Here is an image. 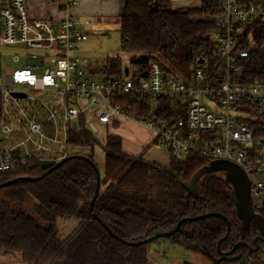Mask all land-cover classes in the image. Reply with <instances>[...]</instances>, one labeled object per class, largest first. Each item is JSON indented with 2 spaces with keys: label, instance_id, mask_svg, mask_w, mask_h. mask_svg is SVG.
<instances>
[{
  "label": "trees",
  "instance_id": "trees-1",
  "mask_svg": "<svg viewBox=\"0 0 264 264\" xmlns=\"http://www.w3.org/2000/svg\"><path fill=\"white\" fill-rule=\"evenodd\" d=\"M239 1L264 4V0ZM221 11V0H201L195 6L178 8H169L161 0H126L120 16L122 50L132 53L131 63L138 72L143 71L142 75L152 63H158L186 80L198 58L212 53L216 32L213 24L189 18ZM256 30H261L263 37L257 38L258 51L243 61L241 77L245 82L264 78V25ZM120 64L121 56L108 57L98 71L111 76L119 72ZM160 104L166 111L159 113L161 117L171 114L176 106L171 100ZM151 108V102L134 99L129 110ZM250 124L256 139L264 135L262 120H251ZM69 142L90 147L89 157L97 165L94 149L99 142L87 128L71 129ZM104 142V172L100 174V191L94 205L100 220L90 211L97 174L88 160L69 159L50 173L41 162L0 171V185L19 177H41L35 182L19 181L0 187V254L17 258L21 264H153L154 245L169 243L191 257L215 264L214 259L220 257V239L223 252L240 241L253 245L254 229L244 230L236 191L221 174L209 172L189 188L195 174L210 165L209 160L198 155L178 160L171 154L169 163L163 165L127 153L118 134H107ZM28 208L36 216L28 213ZM209 212L221 213L226 219L211 216L185 221L175 234L137 246L115 237L138 242L172 230L181 219ZM58 218L75 219L78 225L63 237L55 226ZM227 221L231 230L225 237ZM238 254H249L246 244L239 245L219 264H241L234 258ZM251 257L258 256L252 253Z\"/></svg>",
  "mask_w": 264,
  "mask_h": 264
},
{
  "label": "built area",
  "instance_id": "built-area-1",
  "mask_svg": "<svg viewBox=\"0 0 264 264\" xmlns=\"http://www.w3.org/2000/svg\"><path fill=\"white\" fill-rule=\"evenodd\" d=\"M161 1L178 8L201 0ZM221 8L189 18L213 24L216 32L212 53L200 56L203 61L184 80L158 63L142 75L130 57L121 58L111 76L94 71L89 58L74 53L88 33L70 14L59 21L38 19L30 15L29 0H0V47L15 49L0 50V171L90 156V147L69 142L71 129L85 127L99 139L129 122L150 133V146L166 148L178 160L198 155L235 165L249 182L252 208L264 217V135L256 139L250 124L264 122V78L241 77L243 61L263 37L256 29L264 25V4L221 0ZM134 99L152 108L131 111ZM163 100L176 106L161 117Z\"/></svg>",
  "mask_w": 264,
  "mask_h": 264
},
{
  "label": "rangeland",
  "instance_id": "rangeland-1",
  "mask_svg": "<svg viewBox=\"0 0 264 264\" xmlns=\"http://www.w3.org/2000/svg\"><path fill=\"white\" fill-rule=\"evenodd\" d=\"M61 1L31 0L34 9L47 18H54L53 16L58 12V3ZM125 2L126 0H86L77 6V8H83L85 11L83 17L77 18L79 19L77 26L87 31L88 38L78 44V50L74 53L89 58V66L93 70L103 66L108 57L119 55L122 59H128L132 55V53L123 51L121 47V34L119 30L120 14L123 13ZM85 19L92 23L86 25L84 23ZM0 50L13 52L15 49L0 47ZM109 131L110 133L122 135L123 148L127 153L163 165L169 163L171 153L166 148H156L148 145V148L142 151L145 142L147 141V144L151 142V135L145 128L143 129V127L136 124L129 126L125 123H118L114 127H110ZM98 142L94 149V159L97 163L99 173L103 174L105 156L103 150L105 144L104 138H99ZM236 174V172L230 171L229 169L224 171L225 176L231 175L234 177ZM239 209L242 215H246L241 202L239 203ZM27 212L36 216L30 208L27 209ZM43 223L46 225L45 222ZM77 225L78 221L75 219L58 218L55 222L56 228L60 230L63 237L70 235ZM185 253L181 247L173 246L169 243H156L151 252L154 260L153 264H177V262L183 264L180 261L181 257L182 260L191 261V264H212L202 257L192 256L187 259L185 257H188V255ZM14 259L16 258H10V261H14Z\"/></svg>",
  "mask_w": 264,
  "mask_h": 264
},
{
  "label": "water",
  "instance_id": "water-1",
  "mask_svg": "<svg viewBox=\"0 0 264 264\" xmlns=\"http://www.w3.org/2000/svg\"><path fill=\"white\" fill-rule=\"evenodd\" d=\"M154 2H156V0H154ZM199 62H202L203 59L200 58L198 60ZM73 127L75 128L76 127V123L73 122ZM73 158H82V159H85V160H88L94 167L95 171H96V174H97V182H96V188H95V193H94V196L90 202V211L92 213V215L97 219V220H100V218L98 217L96 211H95V208H94V205H95V201L97 199V196L99 194V191H100V173L98 171V166L94 163V161L89 157V156H84V155H71V156H68L60 161H53V160H44L41 162V166L43 169H46L47 170V173H50L52 171H54L55 169H57L59 166H61L64 162H66L67 160L69 159H73ZM221 165H225L224 167H227L228 165H233L232 163H229V162H225V161H215V162H212L211 165L207 166V167H204L202 169H200L194 176L191 184L189 185V188H191L192 186L196 185L199 180L207 173L209 172H212V171H216L220 168H223L221 167ZM234 167V165H233ZM237 174L234 176V179L237 181V190L238 191V209H239V203L241 202L242 205H243V208L245 209V212H246V215H242L241 212H240V209H239V213L241 215V217L243 218L244 220V230H249V228L251 227V220L254 218L255 221H254V225H253V228L254 229H258V230H261L262 228H264V217H261L260 214H256L254 213L253 211V208H252V205H251V201H250V191H249V182L247 180V177L246 175L244 174V176H241L238 172H236ZM41 177H19V178H16L14 180H11L9 182H6V183H3L0 185V187H4V186H7V185H10V184H13V183H16V182H19V181H29V182H35V181H38ZM211 216H222L224 219H226L221 213H218V212H209V213H205V214H202V215H199V216H196V217H189V218H184V219H181L177 225L170 231L168 232H164V233H157V234H154L152 235L151 237L149 238H146L144 240H140L138 242H129V241H126L124 239H121L115 235L112 234L111 230L108 228V226L106 224L103 223V226L105 229L108 230L109 233H111L113 236H115L117 239L121 240L123 243L127 244V245H131V246H137V245H140V244H143V243H149V242H153L159 238H162V237H168V236H171L173 234H175L180 226L182 225L183 222L185 221H193V220H199V219H202V218H206V217H211ZM227 225H228V232L227 234L225 235V237L229 234L231 228H230V223L227 221ZM223 239V238H222ZM222 239L219 240L218 242V246H217V251H218V254L220 255L219 258H215L214 259V262L215 264H219V262L221 260H224L228 257V255L230 253H233L235 251V249L241 245V244H246L248 245L245 241H240L238 242L237 244H235V246L233 247L232 250L228 251V252H223L221 249H220V245H221V242H222ZM235 259H240L241 258V254H238L236 256H234ZM241 264H248V262H241Z\"/></svg>",
  "mask_w": 264,
  "mask_h": 264
},
{
  "label": "crops",
  "instance_id": "crops-1",
  "mask_svg": "<svg viewBox=\"0 0 264 264\" xmlns=\"http://www.w3.org/2000/svg\"><path fill=\"white\" fill-rule=\"evenodd\" d=\"M66 1H69L70 2V5L66 8L65 6H64V3L66 2ZM72 1H75L76 3H74V4H72ZM84 1H86V0H62L60 3H58V12L56 13V15H54L53 17L54 18H50V19H52V20H54V21H59V20H61L64 16H66V15H68V14H70L72 17H73V19L76 21V23L78 24V22L77 21H79V19H77V18H81V17H83V15H85V11H84V9L83 8H77V6H79L82 2H84ZM125 5H126V2H125ZM125 5H124V10H123V13H124V11H125ZM31 6H32V8H31ZM29 11H30V15L33 17V18H38V19H40V18H47V17H45L44 15H42L40 12H38L36 9H34V7H33V3L31 2V0H29ZM55 12V11H54ZM123 13H121V14H123ZM34 16H33V15ZM121 14H120V16H121ZM86 20V19H85ZM81 22V21H80ZM85 23V22H84ZM92 23V22H91ZM90 23V24H91ZM81 24V23H80ZM94 71H97V72H99L98 71V69H96V70H94ZM263 120H264V118H263ZM125 124H128L129 126L130 125H134L133 123H129V122H124ZM144 129V128H143ZM109 133H110V131H109ZM115 134V133H114ZM118 134V133H117ZM119 135V134H118ZM121 137H122V135H120ZM122 139H123V137H122ZM148 142L146 141L145 142V145H144V147H143V150L142 151H145V149L146 148H148V145L149 144H147ZM146 146V147H145ZM135 156V155H134ZM225 165H221V167H223V168H220V169H218V170H216L219 174H221L230 184H231V186L234 188V190L236 191V194L238 193V191L239 190H237V181L234 179V177H232L231 175H229V176H225L224 175V171L226 170V169H229L230 171H233V172H238L241 176H244V174H243V172L239 169V168H236L235 166L233 167V165H228L227 167H224ZM213 172V171H212ZM237 196H238V194H237ZM239 201V200H238ZM254 211V210H253ZM254 213H256V212H254ZM256 214H258V213H256ZM254 221H255V219L253 218L252 220H251V223H254ZM255 224V223H254ZM251 227H253V225L251 224ZM186 254V253H185ZM186 255H188V257H186L187 259L188 258H190L191 257V255H189V254H186ZM180 261L181 262H183L182 261V257L180 258ZM0 264H21L19 261H18V259L16 258V259H14V261H10V258L8 257V256H6V255H3V254H0ZM177 264H179V262H177Z\"/></svg>",
  "mask_w": 264,
  "mask_h": 264
},
{
  "label": "flooded vegetation",
  "instance_id": "flooded-vegetation-1",
  "mask_svg": "<svg viewBox=\"0 0 264 264\" xmlns=\"http://www.w3.org/2000/svg\"><path fill=\"white\" fill-rule=\"evenodd\" d=\"M260 216L263 217L262 215ZM251 224L254 225V223ZM254 232L255 234L252 238L253 245H246L249 249V254L245 255V257L241 256L240 260L241 262H248V264H264V228L261 230L254 229ZM252 253H255L258 257H251Z\"/></svg>",
  "mask_w": 264,
  "mask_h": 264
}]
</instances>
